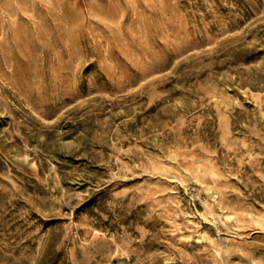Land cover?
Wrapping results in <instances>:
<instances>
[{
  "label": "rangeland",
  "instance_id": "374dc122",
  "mask_svg": "<svg viewBox=\"0 0 264 264\" xmlns=\"http://www.w3.org/2000/svg\"><path fill=\"white\" fill-rule=\"evenodd\" d=\"M0 264H264V0H0Z\"/></svg>",
  "mask_w": 264,
  "mask_h": 264
},
{
  "label": "bare ground",
  "instance_id": "6f19581e",
  "mask_svg": "<svg viewBox=\"0 0 264 264\" xmlns=\"http://www.w3.org/2000/svg\"><path fill=\"white\" fill-rule=\"evenodd\" d=\"M36 34V33H35ZM36 39H32L30 35H26L21 41L20 45L21 46H34Z\"/></svg>",
  "mask_w": 264,
  "mask_h": 264
}]
</instances>
